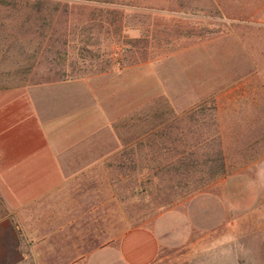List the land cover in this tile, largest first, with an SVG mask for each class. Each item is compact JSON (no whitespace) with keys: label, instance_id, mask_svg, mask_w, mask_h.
Returning a JSON list of instances; mask_svg holds the SVG:
<instances>
[{"label":"rangeland","instance_id":"obj_1","mask_svg":"<svg viewBox=\"0 0 264 264\" xmlns=\"http://www.w3.org/2000/svg\"><path fill=\"white\" fill-rule=\"evenodd\" d=\"M257 12L264 0H0V89L88 81L114 117L86 146L94 155L72 162L92 175L67 196L80 202L68 211L79 224H56V198L26 211L37 223L47 214L45 228L60 231L50 249L114 244L203 198L214 199L223 223L154 264H264V26L254 23L264 15ZM214 39L219 47L204 59L218 66L224 52L225 64L217 85L200 86V44ZM112 252L92 258L103 262ZM73 258L48 251L36 264Z\"/></svg>","mask_w":264,"mask_h":264},{"label":"crops","instance_id":"obj_2","mask_svg":"<svg viewBox=\"0 0 264 264\" xmlns=\"http://www.w3.org/2000/svg\"><path fill=\"white\" fill-rule=\"evenodd\" d=\"M262 15L257 12L253 17ZM254 23L264 26L260 20ZM220 41L200 44V86L209 82L210 86L217 85L221 77L224 52L218 66V60L213 58L208 63L204 59L205 55L215 54ZM203 71L209 74L204 76ZM125 78L126 72H120L117 94L122 91ZM105 103L102 93L88 81L0 89V203L4 212L0 215V264H36V258L48 255V251L55 256L74 257L59 264H154L163 251L186 247L194 234L223 223L224 214L214 199L201 198L187 209L165 210L150 225L131 229L114 244L86 253H81L78 246L65 254L61 248L48 247L46 242L53 240L52 233L57 235L60 231L56 232L55 227L46 229L50 225L47 214L37 223L32 213L28 221L26 211L42 200L56 198V224L67 228L79 224V216L68 211L80 208V202L67 196L75 188L87 187L92 175L89 168H79L72 162L81 160L77 156L81 152L91 153L92 149L86 146L95 144V132L110 127L114 121ZM120 104L118 101L115 106ZM111 251L115 255L103 262L92 258Z\"/></svg>","mask_w":264,"mask_h":264},{"label":"trees","instance_id":"obj_3","mask_svg":"<svg viewBox=\"0 0 264 264\" xmlns=\"http://www.w3.org/2000/svg\"><path fill=\"white\" fill-rule=\"evenodd\" d=\"M221 173H224V169L222 168Z\"/></svg>","mask_w":264,"mask_h":264}]
</instances>
